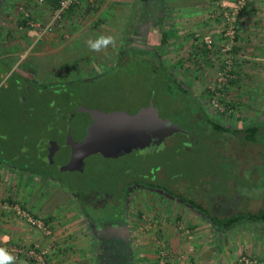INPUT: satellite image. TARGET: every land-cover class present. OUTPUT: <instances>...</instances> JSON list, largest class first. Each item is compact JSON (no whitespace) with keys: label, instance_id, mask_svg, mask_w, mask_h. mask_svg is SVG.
Segmentation results:
<instances>
[{"label":"rangeland","instance_id":"374dc122","mask_svg":"<svg viewBox=\"0 0 264 264\" xmlns=\"http://www.w3.org/2000/svg\"><path fill=\"white\" fill-rule=\"evenodd\" d=\"M143 1L148 2L133 1L129 4V11L126 6L125 10L114 16L107 12L100 15L99 1L94 5L81 4L69 9L63 24L40 40H36V29L25 21L23 24L14 21V25L20 28H12L11 18L6 20L4 30L8 34L6 37L0 36V42L4 43L0 46V53H11V56L0 58V161H3L0 167L13 170L8 163L14 162V166H19V171H24L22 167L30 164L32 169L37 170L40 166L46 170L49 177L41 178L34 174L33 183L28 179L30 172L23 173L29 187L36 188L39 195L35 199V206H43V213L51 215L52 206L69 207L62 212L79 209L84 218L92 219L94 227L98 229L107 223L119 224L126 217L130 223V237L136 242H145L141 248L145 244L146 248L151 249V256L156 261L150 264H157V251L161 243L173 264L172 252L168 247L170 240L175 242L177 236L187 242L181 251L187 255V259L182 258L185 264H196L190 255L196 256L224 238L229 240L227 245L231 253L235 252L231 264H237L241 255H247L252 260L251 264H264V260L258 258L261 246L264 247L263 222L241 223L227 230H218L179 199L135 182L138 180L143 184L151 181V174L159 170L154 164L168 161L169 167L163 166L164 171H158V179H179L190 173L191 182L194 183L196 177L203 175L210 177L209 182L215 188L213 182L216 179L211 178L209 165L201 164L203 156L200 153L193 158L186 153L174 158V151L167 147L159 154H154L150 149H133L118 157L92 153L85 158L80 169L60 170L56 163L42 162L40 152L34 149L41 140L52 139V143H55L57 139L52 138L51 133L55 137L57 134L52 131L53 128L63 125L65 119H69L68 115L78 113L80 106V112L84 111L82 114L86 118L89 116L86 113L92 110L99 115L98 121L89 120L90 124H86L87 129L83 132H90L95 137L105 132L110 123L120 133L130 131L129 115L146 106L152 93L148 82V62L164 65L170 75L192 91L208 114L226 125L236 124L239 127L244 119L263 117L264 0L247 2L238 17L236 33L227 51L221 50L224 46V24L222 19L212 14L214 0H205L207 5L202 16H206L205 20L214 19L217 26L214 25V30L207 28L205 32L197 31L192 24L190 27V24H183L182 21L178 26L173 16L163 20L155 12L146 15L141 11ZM14 5L15 11L12 12L20 18L18 7L24 5ZM145 5L150 7L151 3ZM34 7H30L33 13ZM40 17L41 20L32 18L39 22L47 19L42 14ZM183 21L188 22L187 19ZM213 31H219L220 44L215 43ZM100 35L115 37V46L110 45L99 52L91 51L87 41L95 40ZM206 36L212 40L210 47L204 41ZM136 49L146 52L135 56L133 52ZM27 68L34 71L31 78L40 84L34 86L22 80L20 72L26 75ZM221 72L225 79L219 83ZM51 86L58 93L53 94ZM151 98H154L162 118L182 124L179 120L182 116L175 115L177 108L162 104L167 102V96L155 91ZM75 122L77 124L78 121L70 122L72 129ZM67 126L57 129L60 135ZM174 133L171 137L175 136ZM164 143L170 144V137ZM218 143L226 155H233L241 163L246 157L257 155V146L249 144L244 152V148L239 147L229 134H223ZM57 155L53 156L56 160ZM210 158L207 156L204 161L208 162ZM242 165L245 166V163ZM243 172L241 170V176ZM244 178L249 182L246 174ZM168 184L176 193L185 192L182 180ZM245 192L248 193L247 189ZM255 192L258 197L252 199L248 206L254 212L264 207V188H255ZM232 202L219 200L210 208L216 215H228L233 212ZM49 228L51 239L55 242V234L52 227ZM109 229L106 227L103 231V242L109 243ZM105 254L107 256V252ZM254 260H258V263H254ZM45 264H48L47 259Z\"/></svg>","mask_w":264,"mask_h":264},{"label":"crops","instance_id":"0c3cea01","mask_svg":"<svg viewBox=\"0 0 264 264\" xmlns=\"http://www.w3.org/2000/svg\"><path fill=\"white\" fill-rule=\"evenodd\" d=\"M97 1H99L100 15L107 12L114 16L122 10H125L126 6L129 11V4L137 0ZM147 1L148 2L143 1L144 5L143 9H141L142 13L144 12L146 15L149 12H155L157 15L160 14L163 20L173 16L178 26L182 21L183 24H190V27L192 24V27H195L197 31L201 30V32H205L207 28L214 30L216 28L214 25L217 26L214 19L205 20L206 16H202L205 6L207 5L205 0ZM224 1L227 5L233 2V0ZM16 3H21L24 6L30 7H34V4H37L35 0H0V36L6 37L8 34L7 30H4V28L6 29L7 27L5 23L7 19L11 18L10 22L13 21V23H9L12 28H20V26L14 25V21H20L22 24L23 21H25L22 18L21 12H19L18 15L20 18H17L12 12L15 11L14 4ZM145 3H151V6L147 7ZM32 9L35 11V13L32 12V17L41 20V14L42 17L48 18L51 11V4H37L36 7ZM18 11H20V9ZM185 19H187L188 22H184L183 20ZM218 32L219 31H213L212 33L214 37H216L215 43L220 44L221 40L219 39L220 34H217ZM2 45H4V43L0 42V46ZM1 49L0 47V50ZM6 50L7 49H5V51ZM11 50L13 51V49ZM9 54L11 56V53ZM9 54H3L2 52L0 53V58L3 57L4 59V57H8ZM0 165L2 164L0 163ZM10 168L13 170L3 169L2 166L0 167V202L5 204V206H0V248L5 249L15 258L14 264H33V262L24 255L14 256L10 251L13 246L36 245L46 247L49 243L48 236L29 227L24 218L16 215L12 209L14 204H18L31 213L42 217L45 223L49 227H52L55 234V242L47 255L48 264H150L151 261L155 260L153 256H151L152 251L150 248H146L145 244L144 248H141L142 244L145 242H136L130 237V223L127 221L126 217H124V221L119 224L107 223L98 229L94 227L92 219L84 218V215L79 209L77 211L68 209L66 212H62L65 210L64 208L67 209L69 207L52 206L51 215L46 212L43 213L41 212L43 206H35V199H38L39 194L36 188H30L27 181L24 180V171H19L17 168L13 167ZM30 174L31 177H28V179L30 178L33 183L35 176L33 173ZM29 200H31V203ZM29 204L31 206H29ZM133 222H135V220ZM106 227H110L108 232L110 234V238L108 239L109 243L103 242V231H105ZM120 227L126 228L123 234H120ZM171 241L172 240H170L168 248L172 252L171 257L173 264H185L183 260L187 259V255L181 251L186 246L187 242H184L180 236L176 237L175 242ZM227 242L229 243L228 238H224L222 242L217 241V244L212 243L209 245V249L198 252L196 256H190L196 264H231L232 260H234L233 258H235V252L231 253ZM262 247L263 245L259 251L258 258L261 257L264 260V247L263 249ZM105 252H107V256ZM254 263H258V260H254Z\"/></svg>","mask_w":264,"mask_h":264},{"label":"trees","instance_id":"16d2710c","mask_svg":"<svg viewBox=\"0 0 264 264\" xmlns=\"http://www.w3.org/2000/svg\"><path fill=\"white\" fill-rule=\"evenodd\" d=\"M144 51L145 50L142 49H136L133 54H135V56H141ZM147 53L151 54L150 52ZM147 64L151 67H148V73L150 74V80L148 82L152 87L151 92L160 91L165 97L167 96V102H162V104H171L177 108V110H175V115L177 114L179 117L182 116V119H179L182 124H178L181 130L175 132L174 137H170L171 143L165 144L164 141L157 146L155 150L151 151H153L154 154H159L160 151H163V149L165 150L167 147L174 151V158H178L185 153L193 158L197 153H200L202 154L201 156H203L201 164L209 165V169L212 172L211 178H215L216 180L213 182L215 185L214 188L211 184L212 182H209L208 178L210 177L203 175L196 177L194 183L191 182L190 173L188 175H183L182 178L179 177V179H173L174 177H170L168 180L166 179L167 177L165 178L166 180L161 178L158 179V171L161 169L164 171L163 166L169 167L170 165V162L163 161L161 164L153 165L159 170L151 174V181L143 184L139 183L138 180L135 182L140 185L152 187L155 190H160L170 197L179 199L198 214L205 217L212 227L218 230H227L241 223H264V207L258 209L256 212L248 209V206L251 205V200L255 199L257 196L254 194L256 193L255 188H264V114L262 118L254 117L248 120H242L241 126L239 127L236 124L226 125L219 119L208 114L192 91L170 75L164 65L161 63L155 64L153 62H148ZM54 88L55 87L51 86L52 93H58ZM152 93L146 105L152 102L155 106L154 98H151ZM53 102L55 105V101ZM71 102L73 105V100ZM71 110H73V108H71ZM79 111L80 109H77L78 113ZM68 117L69 119H65V121L77 120L79 116L77 113H72L68 115ZM223 134L232 135L237 145L244 148V152L248 150L249 144L251 146H257V155L253 158L246 157L243 161L245 166H243V162L241 163L240 160L236 159L233 155H226L220 147L218 141L221 140ZM43 142L44 140H41L38 145H35L34 149L36 148L37 152L40 151L39 148ZM207 156H210L213 160L210 158V161H204ZM41 160L46 163L42 158ZM2 162L3 161H0V163ZM8 164L12 165L10 167L13 168L19 167L14 166V162ZM37 168V170L35 168L32 169L31 164L22 167L24 171L38 174L41 178L49 177V175L45 173L46 170L40 166ZM241 170L244 171L243 176L240 174ZM245 174L249 177V182L244 178ZM180 180L185 184V192L181 194L176 193L168 184V182H179ZM245 189H247L248 193L245 192ZM198 200H201V202ZM219 200L234 201L232 202L234 207L233 212L228 215H216L214 210L210 207ZM245 200L247 201L244 202Z\"/></svg>","mask_w":264,"mask_h":264},{"label":"water","instance_id":"95a60500","mask_svg":"<svg viewBox=\"0 0 264 264\" xmlns=\"http://www.w3.org/2000/svg\"><path fill=\"white\" fill-rule=\"evenodd\" d=\"M92 111L86 113L89 116L87 118L84 116V123L90 119L91 122L98 121L99 115ZM129 119L128 126L131 130L125 134L115 130L111 123L107 124L109 127L105 132L95 137L74 128L65 135L58 134L54 137L57 139L55 143H52V139L43 142L39 148L40 156L48 164L56 163L60 170L80 169L84 158L89 154L99 153L104 157H118L133 149H146L150 144L160 145L165 137L181 130L178 124L162 118L152 102L129 115ZM56 153L59 154L58 160L53 158Z\"/></svg>","mask_w":264,"mask_h":264},{"label":"built area","instance_id":"2783aa9c","mask_svg":"<svg viewBox=\"0 0 264 264\" xmlns=\"http://www.w3.org/2000/svg\"><path fill=\"white\" fill-rule=\"evenodd\" d=\"M37 4H51V11L45 22L35 21L32 18V12L30 7L19 6L22 18L25 20L26 24L34 27L36 29V40H40L42 37L46 36L55 27H59L63 24L66 12L81 4L94 5L97 0H35ZM249 0H233L232 4L228 5L224 0H214V7L212 14L215 17L222 19L223 21V47L221 50L227 51L230 49L231 41L234 39L237 27L238 17L241 12L245 9L247 2ZM204 41L208 47L211 46V38L209 36L204 37ZM35 40V41H36ZM225 79L223 72L219 74V83ZM5 206L4 203L0 202V206ZM13 211L16 215L24 218L27 225L37 231L42 232L49 237V243L46 247L41 246H24L17 245L11 248V253L14 256L24 255L26 258L34 261L37 264H45L47 255L51 247H53V240L51 239V229L45 223V221L27 209L23 208L18 204L12 206ZM157 264H171L168 258V253L166 248L159 246L157 251ZM252 260L247 255H241L238 259L237 264H251Z\"/></svg>","mask_w":264,"mask_h":264},{"label":"flooded vegetation","instance_id":"af4514ba","mask_svg":"<svg viewBox=\"0 0 264 264\" xmlns=\"http://www.w3.org/2000/svg\"><path fill=\"white\" fill-rule=\"evenodd\" d=\"M26 75H25V73H21L20 72V77L21 78H23L22 80H24V81H26V82H28V83H30L31 85H33L34 84V86L36 85V84H40V82H38V81H36V80H34V79H32L31 77H33V74H34V71H31V69H29V68H27L26 69ZM80 109V108H79ZM83 112V111H82ZM82 112H80L79 111V113H77L78 114V118H77V124H76V122H75V124H74V129L75 130H78V129H81V130H83V131H85V129H87L85 126H87L86 124H89L90 122H89V120H87L88 122L87 123H84V120H83V118H85L84 116H83V114H82ZM67 122V123H66ZM66 122H63V125H61L60 127H57V128H55L54 130H52V131H54V132H56V134L58 135V134H60L59 133V129H61L62 127V129H64V127L66 126V125H69V127L67 128V129H65V131L63 132V133H61V134H63V135H65L66 133H68L69 132V130H72V124H70V122H72V121H66ZM171 122V121H170ZM58 129V130H57ZM88 131V130H87ZM177 132V131H176ZM88 133H90V132H88ZM173 135V133L171 134V135H169V136H167V137H165L164 138V140L162 141V142H164L165 141V139L166 138H168V137H171ZM51 136H52V138L53 137H55L54 135H53V133H51ZM50 141V140H49ZM157 146H159V145H153V144H150V145H148L147 147H146V149H150V150H152V149H156L157 148ZM142 150V149H141ZM143 150H145V149H143ZM86 158V157H85ZM85 158H84V160H85ZM53 166H55V165H53ZM119 231H120V234H123V231H125L124 230V228H122V227H120L119 228Z\"/></svg>","mask_w":264,"mask_h":264},{"label":"clouds","instance_id":"9594fccd","mask_svg":"<svg viewBox=\"0 0 264 264\" xmlns=\"http://www.w3.org/2000/svg\"><path fill=\"white\" fill-rule=\"evenodd\" d=\"M116 40L113 36L100 35L95 40L87 41L88 48L93 52H99L106 49L108 46H115ZM15 258L10 255L5 249L0 248V264H14Z\"/></svg>","mask_w":264,"mask_h":264}]
</instances>
